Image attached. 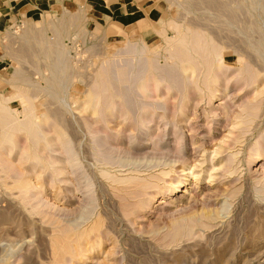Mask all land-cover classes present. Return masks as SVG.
Wrapping results in <instances>:
<instances>
[{
  "label": "rangeland",
  "instance_id": "rangeland-1",
  "mask_svg": "<svg viewBox=\"0 0 264 264\" xmlns=\"http://www.w3.org/2000/svg\"><path fill=\"white\" fill-rule=\"evenodd\" d=\"M166 6L165 18L152 25L157 34H111L86 24L77 10L13 23L2 33L9 68L0 98L10 97L6 104L17 116L30 102L40 121L32 127L38 137L20 131L12 142L0 141V264H264V146L259 158L255 150L264 130V0H168ZM177 31H198L220 48L216 61L231 68L226 73L230 107L214 116L209 110L220 93L209 101L205 88L189 86L185 93L198 98L196 105L193 100L181 112L177 104L174 126L167 121L179 94L163 88L158 95L148 72L152 97L168 105L165 124L153 122L142 140H132L129 155L116 152L125 159L122 165L100 163L91 132L103 131L101 123L89 122L91 108L84 109L96 72L107 59L128 57L124 49L132 42L161 52L164 36L175 38ZM240 64L244 71L237 77ZM184 66L187 80L202 84V76L189 63ZM251 73L255 82L247 85ZM257 99L258 115L242 123L235 116L244 115L239 104ZM123 119L110 125L119 130ZM2 130L0 123V139ZM127 144L122 138L118 148ZM69 145L76 152L75 168L65 155ZM156 161L163 163L145 168ZM112 174L145 176L169 188L154 187L148 207L143 204L148 194L130 191ZM176 179L180 185L170 188L167 181ZM160 197L164 203H158ZM160 205L169 212L157 214ZM176 219L183 227L178 241L170 242L165 233Z\"/></svg>",
  "mask_w": 264,
  "mask_h": 264
},
{
  "label": "bare ground",
  "instance_id": "bare-ground-1",
  "mask_svg": "<svg viewBox=\"0 0 264 264\" xmlns=\"http://www.w3.org/2000/svg\"><path fill=\"white\" fill-rule=\"evenodd\" d=\"M200 42H204V45H200ZM164 43L165 45L161 52H150L145 44H142L139 47L137 42L126 44L124 50L128 57L122 60H119L120 58L115 60L107 59V61L104 62L101 68L96 72L97 74H95L90 91L85 97L84 109L87 110L88 108H91L90 111L87 110L89 113H87L85 117L89 122L96 120L101 123L103 131H101L100 128H96L91 132L94 143L93 154L95 159L100 163L110 166L115 164L122 165V161L125 159L121 156L115 155L116 152L121 151L122 153L129 155L133 151L130 146L132 140H142V135L145 132L147 133V130L151 128L154 123L160 124L163 122L162 124H165L164 118L169 115L168 105L166 101H162L158 97H152L148 84L151 77L147 78L148 72H151L155 76L154 91H159L158 95H160L161 89L163 88L167 91L173 92L174 96L175 94L177 96V93L179 94L178 103H175L174 105L172 104L174 110L172 111L171 109L170 120L167 121V123L171 122L174 126H177V104L178 109L181 112H184L188 109L189 102L194 100L193 102L195 103L196 99H198L195 97H189L185 93V90H187L189 86L199 91H202L203 88H205L209 101H212L216 94L220 93L219 102L216 105L211 106L209 110L214 116L218 113H224L226 105H231L227 99L229 81L226 75L227 71L231 68L230 65L225 64L224 61H216V56L220 51L219 47L214 46V43L210 39L204 37L198 31H192L191 33L179 32L175 38L166 35L164 36ZM188 63L190 64L192 71L196 72L199 78L202 76V84H200L198 79L194 81L187 80L185 76L186 66L184 65H187ZM236 70H238L237 77L242 76L244 64H240ZM252 74L253 73L249 74L250 81L247 85H251L255 82V76ZM110 77L113 80H110ZM220 80L222 81L221 90L218 88ZM137 81H141L142 84L140 88L145 91L144 95L138 92L139 85L137 87ZM109 89H112L113 92H110ZM9 99L10 97L4 98L3 96L0 98V123L3 129V137L0 141L12 142L11 138L13 133L20 131L27 133L29 137H38L39 134L32 133V127L39 125L40 121L39 119H36L38 117L34 115L35 113L33 114V105H31L30 102H25L24 113L21 111L23 113L22 115L17 116V113L13 115L15 111L6 104ZM19 99H22V95L19 96ZM193 102L191 104H194ZM261 104V99L243 102L241 105L239 104L238 107L244 115L241 117L237 113L235 116L238 117L242 123H250L258 115V110L260 109ZM217 110L220 111L217 112ZM192 114L194 113L192 112ZM118 116L124 118L123 120L126 125L123 124L119 130H116L115 127L110 124L113 123L117 125V123H119L117 122ZM128 124L129 128L126 127ZM208 128L211 129L212 127L208 126ZM127 129H130L129 132H127ZM149 136L151 139L152 134H149ZM122 138H125L128 144L123 150H120L121 147L118 148V146ZM111 139L114 140L115 143L111 141ZM152 139V143H157L156 141L158 140H155L154 138ZM174 139H177L176 135ZM190 141L192 142V139ZM261 145L264 146V130L258 134V138L255 142L257 158L261 157L262 152H259L262 148ZM65 152L67 162L71 167L75 168L74 160L77 158L75 156L76 152L74 148L69 145ZM124 157L126 158L127 156ZM180 157H183V155ZM162 163L163 162H157L155 164V162H153L151 165L148 163L149 165L145 168L159 166ZM126 164L127 163H125V165ZM110 172L111 171L106 168L101 169V173L103 174L108 175ZM163 174H165V172H163ZM182 174H184V171H182ZM260 174L264 178V171L260 172ZM135 176L136 177L131 178L118 177L116 174H112L114 181L128 183L129 185L126 186V188H130V191H142V194H148V197L145 199L146 201L143 200L144 206L150 207V204L152 203L151 200L155 193V190H152L154 187L161 188L162 190L164 188V191H166V188H169L161 186L160 183L157 182L158 180L153 181L145 176H142L143 178L139 175ZM152 176L157 177L156 179H160L157 174L153 173H149L147 177L152 178ZM167 182H170V188L172 189L175 187L177 188L180 185L179 179ZM163 198L164 197H160V200L158 201L159 204L165 202ZM168 212L169 211L165 208V205H160V207L157 208L156 213L159 215H165ZM213 215L212 212L205 214L208 218H212ZM96 225L97 223L94 222L91 228H94ZM179 227L181 229L183 224L179 225ZM179 227H177L176 219L174 225L166 231L165 235L169 236L171 239L170 242H177L180 238V234L178 235L179 232L177 231L179 230ZM188 229L186 232L191 231V227ZM68 248L69 251H71V246H68ZM56 264H58V262Z\"/></svg>",
  "mask_w": 264,
  "mask_h": 264
},
{
  "label": "crops",
  "instance_id": "crops-1",
  "mask_svg": "<svg viewBox=\"0 0 264 264\" xmlns=\"http://www.w3.org/2000/svg\"><path fill=\"white\" fill-rule=\"evenodd\" d=\"M168 0H0V82L9 68L2 33L13 23L39 22L45 15L77 10L86 24L105 27L111 34H157L153 24L165 18ZM116 31V32H115Z\"/></svg>",
  "mask_w": 264,
  "mask_h": 264
}]
</instances>
